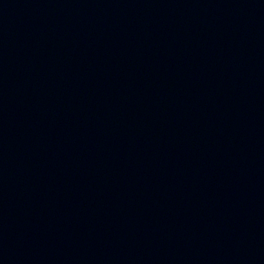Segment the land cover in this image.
Returning <instances> with one entry per match:
<instances>
[{
  "label": "water",
  "instance_id": "1",
  "mask_svg": "<svg viewBox=\"0 0 264 264\" xmlns=\"http://www.w3.org/2000/svg\"><path fill=\"white\" fill-rule=\"evenodd\" d=\"M0 264H264V0H0Z\"/></svg>",
  "mask_w": 264,
  "mask_h": 264
}]
</instances>
